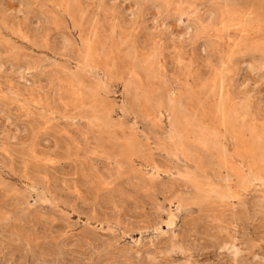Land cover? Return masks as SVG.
Masks as SVG:
<instances>
[{"label": "rangeland", "instance_id": "rangeland-1", "mask_svg": "<svg viewBox=\"0 0 264 264\" xmlns=\"http://www.w3.org/2000/svg\"><path fill=\"white\" fill-rule=\"evenodd\" d=\"M216 9L228 10L230 24L197 37L191 20ZM181 11L187 13L179 19ZM84 37L96 55L77 65ZM255 47L264 49V0H0V264H264V161L254 170L250 135L239 144L217 118L221 90L237 130L264 129V68L254 61ZM148 54L157 60L158 77L139 66ZM226 55L223 69L217 59ZM163 75L175 77L186 93L179 96L183 139L197 147V138L217 130L231 159L244 155L238 164L247 176L243 188L227 169L220 176L207 169L208 178H199L178 152L160 97ZM75 78L104 94L112 111L106 119L118 124L115 142L136 140L138 157L112 147V137L101 141L97 125L85 123L86 111L71 112L62 96ZM128 83L151 99L136 106ZM196 181L214 188L209 201L196 199Z\"/></svg>", "mask_w": 264, "mask_h": 264}, {"label": "bare ground", "instance_id": "bare-ground-1", "mask_svg": "<svg viewBox=\"0 0 264 264\" xmlns=\"http://www.w3.org/2000/svg\"><path fill=\"white\" fill-rule=\"evenodd\" d=\"M56 1H58V0H56ZM167 1H169V0H167ZM64 2V1H63ZM79 4H78V6L79 5H81V3L79 2V1H77ZM76 2V3H77ZM54 3V2H53ZM68 3V2H67ZM163 3V5H164V1L162 2ZM65 4V3H64ZM63 4V5H64ZM166 4V3H165ZM63 5H62V7H63ZM67 5V4H66ZM58 7H60L59 6V3H58V5H57ZM65 6V5H64ZM166 6V5H165ZM82 7V6H81ZM81 7H79L78 8V10L81 8ZM167 7V6H166ZM61 9V8H60ZM65 9V8H64ZM69 10V8H66L65 9V11L66 10ZM75 9V8H74ZM74 9H72L73 10V13H74ZM78 12H82V10H80V11H78ZM187 13V11L186 12H180V13H178V16L180 17L179 19H182V16L183 15H185ZM189 13V12H188ZM237 13V12H236ZM9 14V13H8ZM141 14V13H140ZM176 14H177V12H176ZM229 12H228V10H223V9H216V10H213V11H210L209 13H207V15H205V17L204 18H202L201 20H198V21H192L191 20V22L193 23V25L195 26V32H193V33H195V35L198 37V35H200L201 34V32H203L204 30H206L207 28H209V27H211V26H213V25H216L217 24V27H218V23H223L224 21H225V19H228L229 17H231V16H229ZM69 15H70V12H69ZM232 15V14H231ZM75 16V15H74ZM226 16H227V18H226ZM55 17V16H54ZM53 17V18H54ZM132 18H134L133 16H131ZM234 17V16H233ZM240 17V16H239ZM72 18H73V16H72ZM75 18H76V16H75ZM232 18V17H231ZM55 20L57 19V17H55L54 18ZM240 19V18H239ZM238 19V20H239ZM73 20V22H74V20L75 19H72ZM241 20V19H240ZM247 20V19H246ZM258 20H260V18H258ZM34 21V20H33ZM77 21V20H76ZM230 21H231V19H230ZM233 21V20H232ZM253 21V20H252ZM147 22V21H146ZM240 22H244V21H240ZM239 22V23H240ZM79 23V22H78ZM225 23V22H224ZM232 23V22H231ZM237 23H238V21H237ZM189 24V23H188ZM225 24H230V23H228V21H226V23ZM225 24H223L224 26H227V25H225ZM233 24V23H232ZM244 24V23H243ZM79 25V24H78ZM81 25V24H80ZM192 25V26H193ZM234 25H235V23H234ZM240 25H241V23H240ZM220 26V25H219ZM222 26V25H221ZM245 26V24L243 25V27ZM119 27V26H118ZM215 27V26H214ZM223 27V26H222ZM232 27V26H231ZM79 28V27H78ZM225 28V27H224ZM230 28V27H229ZM242 28V27H241ZM82 29V28H81ZM220 29V28H219ZM223 29V28H222ZM222 29H221V31H222ZM231 29V28H230ZM232 29H234V28H232ZM190 30V29H189ZM237 30V29H236ZM236 30H235V32H236ZM243 30V29H242ZM246 30V29H245ZM245 30H244V32H245ZM194 31V30H193ZM220 31V30H219ZM227 31V30H226ZM230 31V30H229ZM239 31H241V29L239 30ZM242 32V31H241ZM249 32V31H248ZM94 33V32H93ZM97 33V32H96ZM122 33H123V31H122ZM191 33V32H190ZM129 34V33H128ZM246 34V33H245ZM90 35V34H89ZM96 35V34H95ZM241 35V34H240ZM88 36V35H87ZM119 36V35H118ZM123 36H124V34H123ZM195 36V37H196ZM223 36V35H222ZM65 37V36H64ZM81 37H82V35H81ZM116 38H117V36H115ZM114 37V39H116ZM219 37V36H218ZM226 37V36H225ZM67 39H68V37H66ZM85 39L84 40H86V42H85V48H83L84 50L82 51V52H80L79 53V55H78V64L77 65H79V63L80 62H82V64H83V62L85 61H88L89 59H93L94 57H95V55H96V52H95V48L93 47V45H91L90 44V42L88 41V39H86V37H84ZM67 39H65V40H67ZM83 39V38H82ZM103 39V38H102ZM220 39V38H219ZM64 40V41H65ZM68 41V40H67ZM66 41V42H67ZM101 41V40H100ZM117 41V40H116ZM101 43H102V41H101ZM100 43V44H101ZM108 43V42H107ZM106 43V44H107ZM202 43V42H201ZM219 43V42H218ZM258 43V42H257ZM257 43H255V44H257ZM260 43V42H259ZM258 43V44H259ZM262 43V42H261ZM66 43L64 42V45H65ZM67 44H69V41H68V43ZM84 44V43H83ZM109 44V43H108ZM107 44V45H108ZM257 44V45H258ZM71 45V44H70ZM106 45V46H107ZM111 44H109V46H110ZM115 45V44H114ZM118 45H119V43H118ZM205 45V44H204ZM210 44H208V45H205L206 47L205 48H207L208 46H209ZM219 45V44H218ZM249 45V44H248ZM67 46V45H66ZM78 46V45H77ZM102 46H103V44H102ZM250 46H252V45H250ZM83 47V46H82ZM97 47V46H96ZM101 47V46H100ZM112 47H113V45H112ZM210 47V46H209ZM212 47V46H211ZM218 47V46H217ZM253 47H254V45H253ZM69 48V47H68ZM75 48V47H74ZM102 48V47H101ZM111 48V47H110ZM139 48V47H138ZM202 48H204V47H202ZM245 48H246V46H245ZM260 48V47H259ZM66 49V48H65ZM72 48H70V50H71ZM105 49V48H104ZM162 49H165V48H162ZM220 49V48H219ZM75 50H76V48H75ZM75 50H73V51H75ZM107 50H109L108 48H107ZM254 50H257L258 51V54H257V52L255 51V55H256V57H255V59L256 60H254L255 62H257V65H258V67L259 68H261V69H263L264 68V49H258V47H255L254 48ZM140 51V50H139ZM232 51V50H231ZM251 51V50H250ZM69 52V51H68ZM72 52V50L70 51V53ZM114 52H116V50L114 51ZM154 52V51H153ZM220 52V51H219ZM230 52V51H229ZM239 52H241V51H239ZM238 52V53H239ZM254 52V51H253ZM76 53H77V51H76ZM104 53V52H103ZM102 53V54H103ZM147 53V52H146ZM223 53V52H222ZM101 54V55H102ZM108 54H109V56H110V58H112V56L110 55V52H108ZM230 54V53H229ZM231 54H232V52H231ZM71 55V54H70ZM69 55V56H70ZM75 55V54H74ZM74 55H72V56H74ZM103 55H105L106 56V52H105V54H103ZM113 55H115V54H113ZM137 55V54H136ZM149 55V54H148ZM254 55V56H255ZM65 56V55H64ZM64 56H63V58H64ZM159 56V55H158ZM227 56V55H226ZM68 57V56H67ZM75 57V56H74ZM115 57V56H114ZM157 57V56H156ZM220 57V56H219ZM55 58V57H54ZM71 58V57H70ZM76 58H77V56H76ZM99 58V57H98ZM102 58V57H101ZM103 58H105L104 56H103ZM108 58V57H107ZM163 58V57H162ZM228 56L227 57H225V56H221L220 58H218L217 60H218V64L224 69L226 66H227V64H228ZM231 58V57H230ZM69 59V58H68ZM70 60V59H69ZM107 60V59H106ZM68 61V60H67ZM101 61V60H100ZM111 60H109V62H110ZM112 61H113V59H112ZM235 61V60H234ZM65 62H66V59H65ZM75 62V61H74ZM77 62V61H76ZM75 62V63H76ZM213 62V61H212ZM67 63V62H66ZM89 63V62H88ZM91 63H93V62H91ZM231 63V62H230ZM249 63H251V62H249ZM64 64V63H63ZM62 64V65H63ZM69 64V63H68ZM94 64V63H93ZM159 64V63H158ZM65 65V64H64ZM72 65V64H71ZM84 65V64H83ZM82 65V66H83ZM88 65V64H87ZM86 65V66H87ZM89 65H90V63H89ZM167 65V64H166ZM232 65V64H231ZM249 65V64H248ZM36 66V65H35ZM68 66V65H67ZM133 66V65H132ZM139 66H140V68L143 70V71H145V72H148V73H150V74H152V76H160L161 74L158 72V71H160L159 69H158V67H157V60H156V58L153 56H147L144 60H142L140 63H139ZM66 67V66H65ZM74 67V66H73ZM76 67V66H75ZM74 67V68H75ZM78 67V66H77ZM76 67V68H77ZM231 67V66H230ZM62 68V67H61ZM75 68V69H76ZM91 68H93V65L91 66ZM134 68H137V66L136 67H134ZM162 68H164V67H162ZM69 69L70 68H68V71H69ZM74 69V70H75ZM95 69V68H94ZM223 69H221V70H223ZM226 69V68H225ZM29 70V69H28ZM67 70V69H66ZM85 70V69H84ZM89 70H90V68H89ZM91 70H93V69H91ZM90 70V71H91ZM23 71V70H22ZM58 71V70H57ZM62 71V70H61ZM226 71V70H225ZM77 72V71H76ZM92 72H95V71H92ZM91 72V73H92ZM135 72V71H134ZM161 72V71H160ZM222 72V71H221ZM58 73V72H57ZM59 73H60V70H59ZM63 73V72H62ZM78 73V72H77ZM84 73V72H83ZM97 73H99V71H97ZM162 73V72H161ZM79 74V73H78ZM87 74H89V73H87ZM107 74V73H106ZM105 74V75H106ZM139 74V73H138ZM165 74V73H164ZM59 75V74H58ZM62 75V74H61ZM74 75V74H73ZM110 75V74H109ZM108 75V76H109ZM131 75V74H130ZM133 75V74H132ZM136 75V74H135ZM216 75V74H215ZM17 76V75H16ZM63 76V75H62ZM61 76V77H62ZM81 76V75H80ZM88 76V75H87ZM90 76H93V74L92 75H90ZM137 76V75H136ZM213 76V75H212ZM211 76V77H212ZM218 76H219V74H218ZM223 76V75H222ZM18 77V76H17ZM19 77H20V79L21 78H24L25 76L24 75H22V74H19ZM18 77V78H19ZM58 77V76H57ZM69 77V76H68ZM100 77V76H99ZM132 77V76H131ZM162 78V84H163V87H162V89H161V93H162V95L160 96V97H162L163 99H165V101H167V103H166V113L169 115V119H170V126H171V130H172V135H170V136H173L174 138H176V139H178L179 140V143L177 144V149H178V152L180 151L181 153H182V155L185 157V159H187L188 160V162L189 163H191V164H193V169H194V173L197 175V176H199V178H205L206 179V177L208 176L207 175V169L208 170H211V171H214V172H216V174L217 175H221V170L222 169H227V170H229L230 172H228V173H230L232 176H237L238 177V179H239V181L237 180V182H239V184H240V187L241 188H243L245 185H247V181H246V178L245 177H247V176H244V175H242V173H244V172H242V169H243V167H242V169L240 168V167H238V164L242 161V159H243V157L242 156H244V155H242L243 153L242 152H240L239 151V148L238 149H235V150H238L239 151V154H236L237 156L236 157H234L233 159H231L232 158V156L231 157H229V153H228V151L221 145V140H220V137H219V133H217L218 131L217 130H214L215 132L212 134V137H210L209 139H208V137L207 136H205V137H203V136H201V138L198 140V138H197V141H196V145H197V147H192L189 143H187L184 139H183V137H184V135H185V127H186V120H185V117H184V115H183V112L185 111H183V104L179 101V96H181V95H186V93L185 94H183V92H184V88H183V86H182V84L175 78V77H169V76H165V75H163V76H161ZM18 78H16V79H18ZM26 78V77H25ZM53 78V77H52ZM81 78V77H80ZM91 78V77H90ZM97 78V77H96ZM224 78V77H223ZM62 79H63V77H62ZM69 79H70V77H69ZM85 79V78H84ZM104 79V78H103ZM131 79H135V78H131ZM143 79H144V77H143ZM151 79V78H150ZM149 79V80H150ZM215 79V78H214ZM22 80V79H21ZM27 80V79H26ZM66 80V79H65ZM80 80V79H79ZM96 80V79H95ZM99 80V78L97 79V81ZM101 80V79H100ZM129 80V79H128ZM58 81H59V79H58ZM84 81V80H83ZM90 81H91V79H90ZM96 81V82H97ZM140 81V80H139ZM221 81V80H220ZM18 83H19V81H17ZM60 82H61V80H60ZM67 82V81H66ZM65 82V83H66ZM70 84H68V85H70L69 87L67 86L66 88H63V90H64V92H66V94H67V98L65 99V98H63V96H62V99L63 100H68V104H71V105H73V109L71 108V112H73L72 110H84V111H86L88 114H90V115H85V116H83L84 117V121H85V119H87L88 121L90 120V123L91 124H96L97 125V127L99 128V133H98V137L99 138H101V141H102V139L106 142V141H108V140H110L111 139V137L112 138H114L115 137V135L114 134H116V133H113L114 131H115V129L116 128H118L117 126H118V124H115L114 123V126H112V122H111V120L109 119V118H107L106 119V114L108 113L107 111H110V107L108 106V107H106L105 105H104V100L103 99H105V98H103L102 96L104 95H102L101 94V92H99V91H96V90H94V89H91V88H89V86H88V88L87 87H85L84 85H83V83H82V81H78V80H76V78L75 79H71V80H69L68 81ZM77 82V83H76ZM85 82V81H84ZM93 82V81H92ZM99 82H101V81H99ZM126 82V81H125ZM133 82H134V80H133ZM136 82H138V81H135V83ZM153 82H156L155 80L153 81ZM207 82H208V84L211 82L210 80L208 81L207 80ZM12 83V82H11ZM88 83V82H87ZM87 83H86V85H87ZM135 83H134V85H135ZM139 83V82H138ZM143 83H145V82H143ZM204 83V82H203ZM212 83V82H211ZM20 84V83H19ZM62 84V83H61ZM94 84L96 85L97 83H95L94 82ZM103 84V83H102ZM125 84V83H124ZM137 84V83H136ZM153 84V83H152ZM215 84V83H214ZM218 84V83H217ZM216 84V85H217ZM219 84H220V82H219ZM60 85V84H59ZM64 85V84H63ZM99 85H101L100 83H99ZM144 85H146V84H144ZM150 85V88H151V84H149ZM148 85V86H149ZM204 85H205V83H204ZM52 86V85H51ZM97 86V85H96ZM107 86V85H106ZM125 86V85H124ZM140 86V85H139ZM205 86H207V84L205 85ZM217 86H219V85H217ZM222 86H225V85H222ZM63 87H65V86H63ZM127 87H128V91L129 92H131L132 91V93H131V97H132V100H133V102L135 103V104H137L136 106H140L141 104H142V101L144 100V99H146L145 100V102L146 101H149L150 99H151V94L152 93H150V95L149 94H147V90H146V94H144V95H140L139 93H142V92H139L138 93V90L135 88V89H133L132 90V87H131V85L128 83L127 84ZM157 86H155V88H156ZM226 87V86H225ZM146 88H149V87H146ZM210 88V87H209ZM58 89H60V90H62V88H58ZM57 89V90H58ZM100 89H101V87H100ZM126 89V88H125ZM152 89V88H151ZM150 89V90H151ZM220 89H222V87L220 88ZM102 90H103V86H102ZM145 90V89H144ZM149 90V89H148ZM96 91V92H95ZM105 91V90H104ZM113 91V90H112ZM153 91H155V90H153ZM188 91V90H187ZM201 91V90H200ZM213 91V90H212ZM220 91V93H219V97L218 98H220V101H221V107H220V109L218 110V115H217V118L219 119V123H220V125H222V126H220V127H224L225 128V130H229L230 131V133H229V135L230 134H232L233 135V137H234V139L236 140V142H238L239 143V139L241 140V142H243V141H245V140H243L244 138H245V135L246 134H249L250 135V137H247L248 139H250V141H249V143H250V154L253 156V154H255L254 155V158L256 159L255 161H254V163H252L251 162V165H253V169L255 170L256 168H257V170H258V165H259V162L260 161H264V129H261V130H258V129H256V128H258L259 126L258 125H256V127L255 128H253V127H251V125H248V126H244V127H241L239 130H237L236 129V127H235V121H237V120H235V117H234V115H233V113H229V111H228V109L226 108V105L224 104L225 103V101H224V99H226L225 98V94L223 95L222 93H221V90H219ZM56 92V91H55ZM62 92V91H61ZM149 92H151V91H149ZM156 92V91H155ZM202 92V91H201ZM209 92V91H208ZM214 92V91H213ZM223 92H224V89H223ZM105 93V92H104ZM188 93V92H187ZM189 93H191V91H189ZM203 93V92H202ZM201 93V94H202ZM218 93V92H217ZM109 94V93H108ZM155 94H157V93H155ZM206 94V93H205ZM204 94V95H205ZM207 94H209V93H207ZM62 94H60V96H61ZM160 95V94H159ZM213 95V94H212ZM64 96H65V94H64ZM191 96V95H190ZM194 96V95H193ZM201 96H203V95H201ZM106 97V96H105ZM213 97V96H212ZM215 97H216V94H215ZM214 97V98H215ZM32 98V97H31ZM34 98V97H33ZM35 98H37V97H35ZM186 98V96L184 97V99ZM206 98V97H205ZM229 98V97H228ZM61 99V100H62ZM39 100V98L37 99V101ZM62 100V101H63ZM103 100V101H102ZM105 100H107V99H105ZM131 100V99H130ZM183 100V99H182ZM187 101H188V99H186ZM194 102H195V100H196V97L194 96ZM207 100V99H206ZM205 100V101H206ZM226 100H229V99H226ZM35 101H36V99H35ZM34 101V102H35ZM185 101V100H184ZM190 101V100H189ZM198 100H196V102H197ZM30 102V101H29ZM40 102V101H39ZM102 102H103V104H102ZM159 102V101H158ZM192 102V101H191ZM191 102H189V103H191ZM203 102H204V100H203ZM217 102H219V101H217ZM65 103V102H64ZM108 103H109V101H108ZM186 103V102H185ZM198 103H199V101H198ZM201 104H202V101L200 102ZM206 103V102H205ZM66 104H67V102H66ZM145 105H146V103H144ZM160 104V103H159ZM188 106H189V104L188 103H186ZM192 104V103H191ZM193 104H195V103H193ZM208 104V103H207ZM70 105V106H71ZM134 105V104H133ZM150 105V104H149ZM156 105H157V103H156ZM199 105V104H198ZM64 106V105H63ZM135 106V105H134ZM191 106H194V105H191ZM69 107V106H68ZM147 107H150V106H148L147 105ZM152 107V106H151ZM157 107H158V105H157ZM159 107H162L161 105L159 106ZM195 108H198V107H196V106H194ZM202 107V106H201ZM243 107V106H242ZM246 107V106H245ZM244 107V108H245ZM64 108V107H63ZM108 108V109H107ZM137 108V107H136ZM194 108V109H195ZM199 108H200V106H199ZM208 108L209 107H207L205 110H204V112L206 111V110H208ZM233 108V107H232ZM47 109V108H46ZM138 109H139V107H138ZM191 109H192V107H191ZM193 109V110H194ZM112 110V109H111ZM140 110V109H139ZM196 110V109H195ZM198 110V109H197ZM209 110H212V109H209ZM233 110V109H232ZM235 110V109H234ZM233 110V111H234ZM188 111H190V110H188ZM199 111V110H198ZM213 111L214 110H212V113H213ZM215 111H217L216 109H215ZM236 111V110H235ZM110 112H112V111H110ZM211 112V111H210ZM243 112V111H242ZM81 113V112H80ZM189 113V112H188ZM191 113V112H190ZM193 113H194V111H193ZM199 113H200V111H199ZM211 113V114H212ZM216 113V112H215ZM215 113H213V114H215ZM235 113V112H234ZM245 113V112H244ZM84 114H86V113H84ZM162 114V113H161ZM242 114V113H241ZM108 115V114H107ZM111 115V114H110ZM195 115H196V113H195ZM198 115V114H197ZM112 116V115H111ZM185 116H187L186 114H185ZM210 116V115H209ZM79 117V116H78ZM188 117H189V115H188ZM205 117H208V116H206V112H205ZM211 117H212V115H211ZM243 117V116H242ZM80 118V117H79ZM196 118H197V116H196ZM214 118H215V115H214ZM214 118H213V120H214ZM239 118V117H238ZM112 119H113V117H112ZM187 119V118H186ZM204 118H202V120H203ZM242 119V118H241ZM246 119V118H245ZM72 120H74V119H72ZM104 120V121H103ZM107 120V121H106ZM75 121H77V120H75ZM80 121V120H79ZM101 121H103V122H101ZM195 121V120H194ZM201 121V120H200ZM199 121V122H200ZM242 121H244V120H242ZM87 121H85V123H86ZM190 122H191V120H190ZM196 122V121H195ZM203 123V121L200 123V125ZM250 123V122H249ZM120 124V123H119ZM194 124V123H193ZM251 124V123H250ZM88 125H90V124H88ZM188 125V124H187ZM203 125H205V127H206V124L204 123ZM95 126V125H94ZM88 127V126H87ZM189 127V126H188ZM208 128H209V126H207ZM91 128V127H90ZM93 128V127H92ZM94 128H96V127H94ZM200 128V127H199ZM260 128V127H259ZM263 128V127H262ZM108 129H110V131L108 130ZM114 129V130H113ZM188 129V128H187ZM203 129V128H202ZM204 129H207V128H204ZM98 130V129H97ZM116 130H118V129H116ZM119 130H121L120 129V127H119ZM208 130V129H207ZM91 130H89V134H91V132H90ZM187 131V130H186ZM189 131H190V129H189ZM205 131V130H204ZM210 131H212V129L210 130ZM168 133H169V131H168ZM187 133L188 132H186V135H187ZM96 134L97 133H95L94 134V136H96ZM197 134V133H196ZM87 135V134H86ZM194 135V134H193ZM209 135V134H208ZM85 136V135H84ZM114 136V137H113ZM188 136V135H187ZM195 136V135H194ZM224 136V135H223ZM231 136V135H230ZM85 137H87V136H85ZM97 137V136H96ZM116 137H117V134H116ZM173 137H171V138H173ZM191 137V136H190ZM226 137V136H225ZM187 138V137H186ZM193 138V137H192ZM246 138V140H248ZM98 139V138H97ZM97 139H96V141H97ZM175 139V140H176ZM195 139V138H194ZM224 139V138H223ZM243 140V141H242ZM98 141H99V139H98ZM100 141V142H101ZM116 141V139L114 138V141H113V143ZM189 141V140H188ZM191 141H193V140H191ZM105 142H103L102 144H104L105 145ZM190 142V141H189ZM97 143V142H96ZM108 143H110L109 141H108ZM112 143V144H113ZM116 143V142H115ZM122 143V142H121ZM119 143V142H117L116 144H114V145H112V147L114 146H117V147H119V148H121V149H123V152L129 157V159H133V158H135L136 156L138 157V155H139V150H141L140 149V145L138 144V142L136 141V140H134V139H131V140H129V141H126V142H124V143ZM174 143H177L176 141L174 142ZM240 144V143H239ZM242 144H245V143H242ZM248 144V143H247ZM101 145V144H100ZM107 145H109V144H107ZM98 146V145H97ZM102 146V145H101ZM246 146V145H245ZM32 147V146H31ZM103 147V146H102ZM101 147V148H102ZM99 148V147H98ZM101 148H99L98 149V151L100 150L101 152L103 151V150H106V152H107V150L108 149H101ZM237 148V147H236ZM114 149H116V148H114ZM240 149H243V148H240ZM36 150V149H35ZM96 150H97V147H96ZM247 150V149H246ZM109 151V150H108ZM110 151H112V150H110ZM109 151V152H110ZM245 151V150H244ZM249 151V150H248ZM97 152V151H96ZM100 152V153H101ZM114 152H115V150H114ZM231 152V151H230ZM236 152V151H235ZM104 153V152H103ZM110 153H112V152H110ZM109 153V154H110ZM240 153H242V154H240ZM102 154V153H101ZM179 154V153H178ZM202 154V155H201ZM207 154H209L208 156H207ZM258 154V155H257ZM104 155H106V154H104ZM180 155V154H179ZM110 156H111V154H110ZM109 156V157H110ZM127 156H126V158H127ZM181 156V155H180ZM202 156H204V158H202ZM251 156V157H252ZM112 157V156H111ZM115 158V157H114ZM245 158V157H244ZM253 158V157H252ZM109 159V158H108ZM107 159V161H109ZM117 160H120V159H118V158H116ZM116 159H115V162H117L116 161ZM129 159H127L128 161H129ZM121 160H123V159H121ZM135 161H136V159H135ZM126 161L124 160V163H125ZM130 162H132V160L130 161ZM134 162V161H133ZM200 162L202 163V165L200 164ZM118 163H121L122 164V162H118ZM264 163V162H263ZM117 164V163H116ZM128 164V163H127ZM132 164V163H131ZM106 165V164H105ZM118 165V164H117ZM120 165V164H119ZM125 165H126V163H125ZM130 163L128 164V167L130 168ZM133 165L134 164H132V166L131 167H133ZM264 165V164H263ZM121 166V165H120ZM139 166V165H138ZM240 166H242V165H240ZM247 166H249V164H247ZM260 166V165H259ZM122 168H125L126 169V167H124V165L123 166H121ZM127 167V168H128ZM118 168V167H117ZM251 168V167H250ZM252 168H251V170H252ZM120 169L121 168H119L118 170L120 171ZM124 169V170H125ZM123 170V171H124ZM188 170V169H187ZM122 171V172H123ZM190 171V170H189ZM255 172V171H254ZM247 173V172H246ZM182 174V173H181ZM150 175V174H149ZM229 175V174H228ZM173 176V175H172ZM156 177V176H155ZM183 177V176H182ZM208 178V177H207ZM233 178V177H232ZM187 179V178H186ZM192 179V178H191ZM253 180V179H252ZM184 183V182H183ZM168 184V183H167ZM238 184V183H237ZM195 185H196V189H195V194L197 195V198L196 199H198V201H200L201 202V199H204V201H207L208 199H209V195H210V193L212 194H214L215 193V190H213L214 188L213 187H211L209 190H206V189H204L203 187H202V185H201V183H199V181H196V183H195ZM201 186V187H200ZM239 186V185H238ZM201 188V189H200ZM239 188V187H238ZM181 189V188H180ZM240 189V188H239ZM241 190V189H240ZM223 191V190H222ZM224 192H227V191H224ZM229 193V192H228ZM219 197H221V198H226L227 199V197H226V194L225 195H223L222 193H220L219 195H218ZM230 196H231V194H230ZM235 196H237V195H235ZM203 201V200H202ZM209 201V200H208ZM208 203V202H207ZM171 214V213H170ZM172 216V215H171ZM167 224V223H166ZM1 225V224H0Z\"/></svg>", "mask_w": 264, "mask_h": 264}]
</instances>
